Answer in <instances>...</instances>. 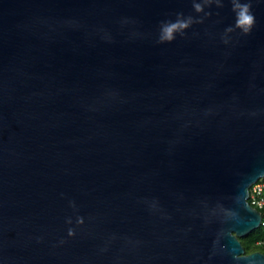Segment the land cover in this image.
<instances>
[{"label": "water", "instance_id": "95a60500", "mask_svg": "<svg viewBox=\"0 0 264 264\" xmlns=\"http://www.w3.org/2000/svg\"><path fill=\"white\" fill-rule=\"evenodd\" d=\"M264 0H0V264H264Z\"/></svg>", "mask_w": 264, "mask_h": 264}, {"label": "built area", "instance_id": "2783aa9c", "mask_svg": "<svg viewBox=\"0 0 264 264\" xmlns=\"http://www.w3.org/2000/svg\"><path fill=\"white\" fill-rule=\"evenodd\" d=\"M249 201L252 206L262 212V221L260 226H264V176L260 177L251 185ZM258 244H264V240H259Z\"/></svg>", "mask_w": 264, "mask_h": 264}, {"label": "rangeland", "instance_id": "374dc122", "mask_svg": "<svg viewBox=\"0 0 264 264\" xmlns=\"http://www.w3.org/2000/svg\"><path fill=\"white\" fill-rule=\"evenodd\" d=\"M262 239L264 240V226H260L257 228L253 233L248 236L246 235L247 242L252 244L257 250L263 251L264 252V244H257V239Z\"/></svg>", "mask_w": 264, "mask_h": 264}, {"label": "trees", "instance_id": "16d2710c", "mask_svg": "<svg viewBox=\"0 0 264 264\" xmlns=\"http://www.w3.org/2000/svg\"><path fill=\"white\" fill-rule=\"evenodd\" d=\"M253 231H255V230H253ZM253 231L250 232L248 234V236H250L253 233ZM241 240H242V243H243L244 247L246 248L247 253H251V252L257 251V249L252 244H250V243L247 242L246 235L243 236V237H241ZM259 240H262V239L261 238L260 239H257V241H256L257 244H258V241Z\"/></svg>", "mask_w": 264, "mask_h": 264}]
</instances>
